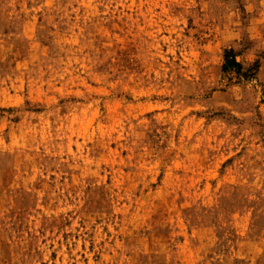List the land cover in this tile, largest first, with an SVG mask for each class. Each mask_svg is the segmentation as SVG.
I'll return each mask as SVG.
<instances>
[{
  "label": "rangeland",
  "instance_id": "obj_1",
  "mask_svg": "<svg viewBox=\"0 0 264 264\" xmlns=\"http://www.w3.org/2000/svg\"><path fill=\"white\" fill-rule=\"evenodd\" d=\"M0 264H264V0H0Z\"/></svg>",
  "mask_w": 264,
  "mask_h": 264
},
{
  "label": "trees",
  "instance_id": "obj_2",
  "mask_svg": "<svg viewBox=\"0 0 264 264\" xmlns=\"http://www.w3.org/2000/svg\"><path fill=\"white\" fill-rule=\"evenodd\" d=\"M223 71L226 74H234L239 79L252 77L248 74V70L244 69L243 64L237 60L234 48H228L224 52Z\"/></svg>",
  "mask_w": 264,
  "mask_h": 264
}]
</instances>
